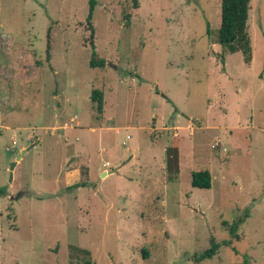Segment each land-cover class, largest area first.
Here are the masks:
<instances>
[{
    "label": "rangeland",
    "instance_id": "1",
    "mask_svg": "<svg viewBox=\"0 0 264 264\" xmlns=\"http://www.w3.org/2000/svg\"><path fill=\"white\" fill-rule=\"evenodd\" d=\"M221 2L97 0L91 67L89 0H0V264H264V0L249 63Z\"/></svg>",
    "mask_w": 264,
    "mask_h": 264
},
{
    "label": "trees",
    "instance_id": "2",
    "mask_svg": "<svg viewBox=\"0 0 264 264\" xmlns=\"http://www.w3.org/2000/svg\"><path fill=\"white\" fill-rule=\"evenodd\" d=\"M251 0H222L221 2V26L219 28V33L217 36V41L222 45L225 52H237L241 51L244 55L245 62L249 63L252 61L253 52L251 45V36L248 30V20L249 11L251 8ZM97 5V0H89V11L86 17L87 28L90 31V39L87 40L92 48V56L89 61L91 67H103L106 64V60H97L98 52L96 49V44L94 42V25L93 16L95 8ZM85 41V42H87ZM51 43H50V31H48V42L46 48L47 57L50 58L51 53ZM91 99L97 104V110L101 113L103 112V92L99 89H94L91 94ZM171 151L174 156L175 163L178 161V148L171 147ZM179 167L175 168V173H177ZM212 182V176L208 170L195 171L192 174V184L194 187L198 188H210ZM86 185L85 182H77L68 186L69 188H76L79 186ZM6 188L0 187V194H6ZM249 214H245L239 219L235 220L229 226V232L234 239H241V235L238 232L240 225L246 220ZM220 244L215 241L214 238L211 239V245L208 249L202 253L195 255V261H201L206 258H212L217 254ZM81 252L86 255L90 254V251L85 248H78ZM235 249V248H234ZM78 250V251H79ZM236 250V249H235ZM237 251V250H236ZM84 264H93L90 259H86ZM247 264V259L244 261Z\"/></svg>",
    "mask_w": 264,
    "mask_h": 264
},
{
    "label": "water",
    "instance_id": "3",
    "mask_svg": "<svg viewBox=\"0 0 264 264\" xmlns=\"http://www.w3.org/2000/svg\"><path fill=\"white\" fill-rule=\"evenodd\" d=\"M31 147V146H30ZM29 147V148H30ZM25 151L26 150H23L19 155H18V158H20L21 157V155L23 154V153H25ZM15 164H16V162H14L13 164H12V166H11V169H13L14 167H15ZM114 170H112L111 172H113ZM103 175H105V173L103 174ZM12 179V178H11ZM22 193H20L19 195H21Z\"/></svg>",
    "mask_w": 264,
    "mask_h": 264
}]
</instances>
